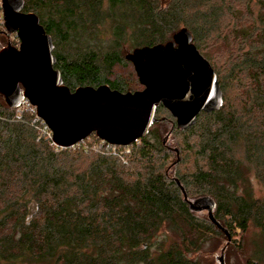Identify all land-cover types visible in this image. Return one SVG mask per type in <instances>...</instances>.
<instances>
[{
    "label": "trees",
    "instance_id": "1",
    "mask_svg": "<svg viewBox=\"0 0 264 264\" xmlns=\"http://www.w3.org/2000/svg\"><path fill=\"white\" fill-rule=\"evenodd\" d=\"M22 11L51 36L54 68L70 90L133 91L110 78L127 62L124 45L164 44L181 28L209 63L205 46L223 43L228 55L210 63L222 106L184 130L158 106L127 160L94 133L52 144L33 107L11 108L0 94V264H200L189 255L195 247L213 233L230 242L236 229L251 247H241L245 264H264V200L251 181L264 188V0H23ZM168 132L183 135L192 172L164 171Z\"/></svg>",
    "mask_w": 264,
    "mask_h": 264
},
{
    "label": "water",
    "instance_id": "2",
    "mask_svg": "<svg viewBox=\"0 0 264 264\" xmlns=\"http://www.w3.org/2000/svg\"><path fill=\"white\" fill-rule=\"evenodd\" d=\"M22 8L23 0H1L6 31L16 34L19 45L0 50V94L11 108L27 99L57 146H72L92 133L108 144L130 146L147 135L160 105L179 130L194 125L201 112L222 106L218 78L186 28L164 44L136 47L125 55L142 89L121 92L101 84L70 90L54 68L51 36L36 14ZM196 203L211 214L210 201ZM219 261L223 264L222 255Z\"/></svg>",
    "mask_w": 264,
    "mask_h": 264
},
{
    "label": "rangeland",
    "instance_id": "3",
    "mask_svg": "<svg viewBox=\"0 0 264 264\" xmlns=\"http://www.w3.org/2000/svg\"><path fill=\"white\" fill-rule=\"evenodd\" d=\"M101 43L102 41H100V45ZM8 44H11L12 46H17L15 35L11 33L0 34V46H7ZM128 48V46L124 45L123 50L125 53L131 52L133 50L132 49L130 51V49L128 50ZM206 52L211 58V65L215 66L216 68L219 67L222 62H224V59L228 55V47L223 43L211 44L205 46L204 50L202 51V54ZM117 75H120L126 81H128L131 84L132 88H134L133 91L140 90L143 88V86L139 84L137 80L131 62L127 61L126 64L116 65L112 69L110 78H114ZM158 116L161 119L168 118L167 113L165 111L160 112ZM164 125L167 127L168 130L171 127V123L168 120H165ZM163 138L164 144L168 148H166L168 160L164 164V171L167 173V175L172 178L177 174L192 172L196 166V159L195 155L192 152H188L183 149V135L175 133L171 134L170 132H168L163 135ZM87 142H90L92 148H97V143L93 142L92 139H89V141L86 140V143ZM138 142L139 140L135 143ZM177 148H179V151L177 150ZM113 152H118L120 156H123L127 160L126 155L130 153V148L129 146H122L119 147V150L118 148H116V151ZM120 158L122 159V162H125L124 158ZM251 181L253 184L255 196L264 200V188L255 179H252ZM189 198L193 200L192 197ZM199 216L207 218V211H200ZM235 232L236 234L232 235L230 242L226 239V237H223L220 234H209L206 239H204V241L199 245V247H195L193 249V252L189 253V255L193 259H196L200 264H221L219 261V257L221 255L223 256V264H245L246 255L248 254V251H250L251 247L248 244H245L246 241L243 242V239L241 241L239 229H236ZM166 235H168L169 238L174 237V235L170 234L169 232H166ZM241 247L245 248L248 251L245 252L241 250Z\"/></svg>",
    "mask_w": 264,
    "mask_h": 264
},
{
    "label": "built area",
    "instance_id": "4",
    "mask_svg": "<svg viewBox=\"0 0 264 264\" xmlns=\"http://www.w3.org/2000/svg\"><path fill=\"white\" fill-rule=\"evenodd\" d=\"M0 34H8V32L6 31V28H5V26H4V20H3V16H2V9H1V0H0ZM11 34H13V35H15V40H16V43H17V46L19 45V39L17 38V36H16V34L15 33H11ZM8 45H11V44H8ZM7 45V46H8ZM7 46H0V50L2 49V48H4V47H7ZM16 46V47H17ZM28 106H31V104L29 103V101L27 100V99H23L22 100V102L20 103V105H19V107L20 108H24V107H28ZM31 107H33V106H31ZM33 109H34V112H35V108L33 107ZM35 116H36V113H35ZM36 118L37 119H39L37 116H36ZM42 121V120H41ZM43 123V122H42ZM40 131L41 132H43L44 134H45V136H46V138H49L50 139V141L52 142V140H51V131L47 128V126L43 123V128L42 129H40ZM81 142V141H80ZM80 142H77V143H75L74 145H77V144H79ZM52 144H54L53 142H52ZM107 144V146H111V149L113 150V151H116V148H118V147H122V146H120V145H112V144H108V143H106ZM55 145V144H54ZM74 145H72V146H74ZM57 146V145H56ZM60 147V146H59ZM125 147V146H124Z\"/></svg>",
    "mask_w": 264,
    "mask_h": 264
}]
</instances>
